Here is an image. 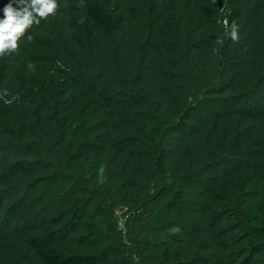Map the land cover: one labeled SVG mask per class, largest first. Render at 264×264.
Wrapping results in <instances>:
<instances>
[{"label": "trees", "instance_id": "trees-1", "mask_svg": "<svg viewBox=\"0 0 264 264\" xmlns=\"http://www.w3.org/2000/svg\"><path fill=\"white\" fill-rule=\"evenodd\" d=\"M56 2L0 57V147L25 156L6 169L19 206L50 209L0 264H180L195 249L253 260L264 249V0ZM118 206L135 213L127 234ZM201 227L215 249L180 245Z\"/></svg>", "mask_w": 264, "mask_h": 264}, {"label": "rangeland", "instance_id": "rangeland-1", "mask_svg": "<svg viewBox=\"0 0 264 264\" xmlns=\"http://www.w3.org/2000/svg\"><path fill=\"white\" fill-rule=\"evenodd\" d=\"M23 157L25 156L23 154H18V151L15 152L11 149H2V147H0V261L3 262L6 260V257L9 254L8 251L12 248V244L9 241L17 242L19 239L27 235V228L30 227L31 229H36L41 232V228H44L46 223L48 211H50V209L45 207L46 205H44V202L37 200L28 204L26 203L20 206L18 205L20 202V197L23 196L22 190L17 183L11 181L10 178L13 171L11 169L9 172L6 167L11 166L14 164L15 160H19V158ZM14 169L15 167L13 170ZM216 170L217 173L221 172L220 168ZM56 207L57 206H53L52 209ZM114 212L118 218L117 224L119 228L123 230L124 234H127V227L125 226V223L132 222V215L135 213H131L128 207L121 206L116 207ZM136 217L137 216H135V218ZM138 218L140 219V217ZM56 228H58V226ZM147 229V226L143 227L144 231ZM193 233L195 232L193 231ZM208 233L209 232L207 229L201 227L200 235L197 234L195 237L190 239L181 237L182 241L180 242V245H189V248H192L193 246V249L196 247H201L198 245L215 249V242L207 238ZM193 253H195L193 255V260L191 259L190 261L180 264H219V259H216L217 263L212 262L215 261L214 257L212 256V252L198 253L197 249H195ZM195 258L197 259L194 260ZM175 263L176 262L171 264ZM240 263L243 262H241V260L234 262V264ZM247 264H264V249L256 254L254 259L249 261Z\"/></svg>", "mask_w": 264, "mask_h": 264}, {"label": "clouds", "instance_id": "clouds-1", "mask_svg": "<svg viewBox=\"0 0 264 264\" xmlns=\"http://www.w3.org/2000/svg\"><path fill=\"white\" fill-rule=\"evenodd\" d=\"M57 7L56 0H9L3 8V18H0V57L14 52L18 41L28 29L54 15ZM223 23L226 29L224 36L229 37L233 43H239V25L236 22L229 25L227 20ZM216 43L223 44V38H218ZM6 95V89L0 92V96Z\"/></svg>", "mask_w": 264, "mask_h": 264}]
</instances>
